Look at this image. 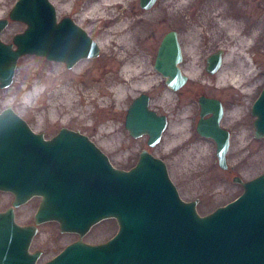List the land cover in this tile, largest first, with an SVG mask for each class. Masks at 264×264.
I'll list each match as a JSON object with an SVG mask.
<instances>
[{"label":"water","instance_id":"95a60500","mask_svg":"<svg viewBox=\"0 0 264 264\" xmlns=\"http://www.w3.org/2000/svg\"><path fill=\"white\" fill-rule=\"evenodd\" d=\"M157 0H139L148 11ZM9 22L25 25L6 44L0 39V89L13 82L17 62L35 56L72 69L83 59L96 58L97 43L71 18L57 21L49 0H16ZM182 49L175 31L166 33L153 68L176 92L187 82L180 64ZM223 52L211 54L205 70L219 71ZM196 132L216 143L221 169L227 168L229 134L219 127L222 103L198 98ZM211 117L207 120L204 118ZM253 136L264 138V86L251 106ZM165 115L149 108L141 94L129 105L124 127L136 139L147 136L156 146L167 128ZM243 192L208 215L197 213V201L184 202L169 178L166 165L143 150L130 170L116 169L89 138L61 128L51 139L31 130L10 107L0 112V192L9 193L11 206L0 212V264H36L41 252H30L38 228L54 222L60 233L78 240L44 264H264V172L242 182ZM39 198L32 225L16 223L15 210ZM113 219L117 233L101 244L82 241L98 223Z\"/></svg>","mask_w":264,"mask_h":264},{"label":"rangeland","instance_id":"374dc122","mask_svg":"<svg viewBox=\"0 0 264 264\" xmlns=\"http://www.w3.org/2000/svg\"><path fill=\"white\" fill-rule=\"evenodd\" d=\"M49 1L55 7L57 21L62 17L73 19L97 43L100 53L96 58L79 61L72 69L35 56L19 58L13 82L8 88L0 89V112L10 107L33 132L43 134L45 139L54 137L61 128L77 131L87 136L116 169L128 170L136 164L140 152L146 150L164 162L179 197L184 202L197 201L196 210L200 216L210 214L242 194V186L235 183L234 178L246 182L264 172V138L257 140L253 137L254 118L250 114L251 106L264 86V0H233L232 5L241 10L239 22L246 30L253 31L248 46L240 44L226 30L211 28L200 14L204 8L209 13L212 11L211 14L222 8L227 11L231 7L229 0H222L219 6L208 5L209 0H190L184 9L174 14L169 13L173 7L172 0H157L148 11L138 7V0ZM15 2L2 0L0 19L8 18ZM95 5L108 13L109 20L98 18V14L91 11ZM117 25L122 26L130 44L117 49L114 42L111 43L115 50L113 55L117 52L133 61L139 71L149 73L152 78L141 87L129 89L119 105L113 102L110 93L104 95L98 89H93L101 83L109 88L110 85L106 86L105 82L107 76L111 72L117 74L121 69L118 64L114 66L113 59L107 57L100 45L109 41L112 37L108 34L109 29ZM195 25L199 32L192 42L188 35L189 28ZM206 26L208 29H205ZM24 29L22 23L9 22L0 39L10 44L13 36ZM169 31H175L178 35L183 54L180 68L188 78L186 84L176 92L167 88L164 78L153 68L160 40ZM218 51L223 52L222 68L209 75L205 70L206 59ZM240 55L247 56L253 67L252 75L240 88H218L217 75L223 69L227 70L228 65L234 64L235 71H242L237 64ZM194 73H198V77L194 78ZM62 87L74 89L79 94L73 104L76 112L70 116L59 114L51 118L48 115L50 99ZM90 90L96 100L88 104L84 92ZM243 90L245 93H242ZM140 94L149 97L150 109L167 118V128L161 141L154 147L147 146V136L134 139L124 127L127 109ZM201 96L217 99L224 106L222 122L231 132L225 170L218 166L213 142L196 132L198 98ZM84 110H88V116L79 119L85 115L80 113ZM172 124L181 128L170 130ZM167 135L172 138V143L166 140ZM201 149L203 152L199 154ZM190 178H194V181L202 179V182L192 183ZM12 200L11 194L0 192V212L10 207ZM39 201V198H33L16 209V223L31 225ZM117 231L114 220H104L93 226L82 241L99 244L110 239ZM77 239L76 234L60 233L56 223H46L38 228L30 251H40L42 256L38 263H42Z\"/></svg>","mask_w":264,"mask_h":264},{"label":"bare ground","instance_id":"6f19581e","mask_svg":"<svg viewBox=\"0 0 264 264\" xmlns=\"http://www.w3.org/2000/svg\"><path fill=\"white\" fill-rule=\"evenodd\" d=\"M173 1V7L169 10L170 14H174L175 12L184 9L190 2V0H172ZM231 1V7L229 10H224L223 8L219 11H215L214 14H211L212 11L209 13L208 9L204 8L200 11V14L202 17H204L205 22L210 27L213 28V26L217 29L226 30L228 34L231 36H235L236 39H238L239 43L243 46L249 45V37H251L253 31L252 30H246L244 26L239 22V14L241 12L240 9H237L236 6H234L233 0ZM2 0H0L1 4ZM222 2V0H209L208 5L210 6H219V4ZM91 11L93 13H97L98 18H104L106 20H109L108 13L99 6H94L91 8ZM205 29H208L207 26ZM199 30L197 26H192L189 28V39L190 41H194L196 39V36L198 34ZM108 34L112 36L107 43H101V47H103L107 57L112 58V62L115 65H120L121 69L118 71L117 74H113L110 70L109 76H107V79L105 82H107L106 86H109V88H105L104 84H100L96 87H93V89H98L102 92V94L106 95L110 93L113 95V102H115L117 105L126 97L127 91L131 88L141 87L145 85L147 82H149L152 78L149 76V73H142L139 71L138 66L135 65L133 61L127 60V58L122 57V55H119L117 52L115 55H113V52L115 51L111 45V43L114 42L116 48L122 47V45L127 46L130 44V41L128 37L124 34V29L121 25H117L114 28L109 29ZM212 36V34H211ZM114 57V58H113ZM137 58H140V56H137ZM225 59H227L225 57ZM84 60V59H83ZM224 62V60H223ZM222 62V65H223ZM239 67H241V72H237L234 69V64L228 65L227 70L221 71L217 75L216 84L217 87L220 89L232 87L234 89L240 88V86L249 78L250 75L253 73V67L250 65L249 60H247L246 55H240L238 57V63ZM221 65V68H222ZM219 69V71L221 70ZM218 71V72H219ZM194 78L198 77V73H194ZM37 91V88L34 90V92ZM242 93H245V90L242 91ZM100 93L99 96L102 95ZM78 93L74 89H68L67 87H62L58 91H56L55 95H53L52 99H50V106H49V117L55 118L59 114H67L68 116L72 115L75 110V106L73 105L75 101L78 100ZM84 97L87 100V103L90 104L93 101L96 100L94 94L92 91L84 92ZM86 111H81L80 113H85L83 117H79V119H85L84 117H87ZM89 114V113H88ZM178 127L181 128L178 125H171L170 130H175ZM166 140L168 143H172V138L167 135ZM202 149L199 151V154H201ZM195 178V177H194ZM194 178H190L189 180H192V183L196 181V184H199V182H202V179L193 180ZM77 241V240H76ZM75 242V241H74Z\"/></svg>","mask_w":264,"mask_h":264},{"label":"flooded vegetation","instance_id":"af4514ba","mask_svg":"<svg viewBox=\"0 0 264 264\" xmlns=\"http://www.w3.org/2000/svg\"><path fill=\"white\" fill-rule=\"evenodd\" d=\"M75 1H79V0H75ZM137 4H138V7L140 8V6H139V0L137 1ZM141 9V8H140ZM143 11V10H142ZM62 18H64V17H62ZM61 18V19H62ZM60 19V20H61ZM73 20V19H72ZM163 38V37H162ZM179 39V38H178ZM160 42H161V40H160ZM182 49V48H181ZM156 52H157V50H156ZM183 55V54H182ZM206 61H207V59H206ZM155 62V61H154ZM183 62V61H182ZM223 106V105H222ZM158 114V113H157ZM160 115V114H159ZM211 117V115H208V116H206L204 119L205 120H207V119H209ZM224 117H225V114H224V106H223V115H222V118H221V120H220V123H219V127L221 128V129H223V130H225V131H227L228 132V134H229V147H230V137H231V132L229 131V128H227V127H225L224 125H223V119H224ZM199 120V119H198ZM252 125H253V121H252ZM207 139H209V138H207ZM212 142H213V144L215 145V148H216V143L214 142V140H212V139H210ZM146 144H147V140H146ZM133 167V166H132ZM131 167V168H132ZM130 169V168H129ZM128 169V170H129ZM9 208V207H8ZM3 212V211H2ZM33 224V223H32ZM31 224V225H32ZM77 238H78V236H77ZM78 240V239H77ZM31 246V245H30ZM31 252V251H30ZM35 252H38V251H33V252H31V253H35ZM40 252V251H39ZM41 256H42V253H41V255H40V258H41ZM56 256V255H55ZM54 256V257H55ZM52 259V258H51ZM51 259H49V260H47V261H45V262H42V263H38L39 262V260L36 262V264H44V263H46V262H48V261H50Z\"/></svg>","mask_w":264,"mask_h":264}]
</instances>
